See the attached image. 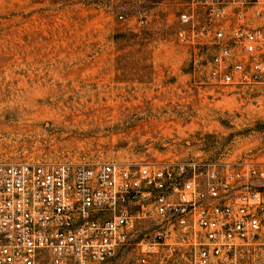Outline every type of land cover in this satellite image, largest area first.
Listing matches in <instances>:
<instances>
[{
    "label": "rangeland",
    "instance_id": "374dc122",
    "mask_svg": "<svg viewBox=\"0 0 264 264\" xmlns=\"http://www.w3.org/2000/svg\"><path fill=\"white\" fill-rule=\"evenodd\" d=\"M183 2L0 0V162H264V88L207 80Z\"/></svg>",
    "mask_w": 264,
    "mask_h": 264
},
{
    "label": "built area",
    "instance_id": "2783aa9c",
    "mask_svg": "<svg viewBox=\"0 0 264 264\" xmlns=\"http://www.w3.org/2000/svg\"><path fill=\"white\" fill-rule=\"evenodd\" d=\"M179 8L211 84L264 88V0ZM0 264H264V162H0Z\"/></svg>",
    "mask_w": 264,
    "mask_h": 264
}]
</instances>
